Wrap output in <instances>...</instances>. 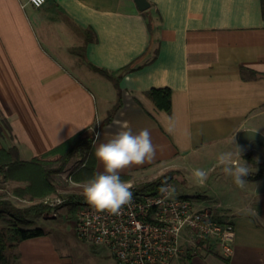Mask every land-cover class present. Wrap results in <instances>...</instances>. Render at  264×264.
Listing matches in <instances>:
<instances>
[{
	"label": "crops",
	"instance_id": "crops-1",
	"mask_svg": "<svg viewBox=\"0 0 264 264\" xmlns=\"http://www.w3.org/2000/svg\"><path fill=\"white\" fill-rule=\"evenodd\" d=\"M148 1L158 11L152 35L134 0H46L39 7L28 0H0V110L12 135L0 137V148L13 144L21 160H30L110 117L95 134V149L124 122L134 133L150 129L158 146L150 163L120 173L133 178L179 172L183 164L206 170V160L223 152H232L235 162L236 148L245 158L238 133L245 128L264 133L260 0ZM150 43L139 62L151 59L157 48L155 59L123 75L114 110L117 89L96 68L117 71ZM68 61L80 64L71 67ZM152 87L170 88V112L146 95ZM248 151L255 161L243 160L250 174L264 162V145L253 141ZM95 168L103 171L97 158ZM217 177L215 195L199 193L196 200L231 215L232 251L227 256L186 251L179 262L264 264V170L259 177H243V188L230 177ZM218 179L227 183L219 190ZM44 237L20 241L0 264H67L53 246L39 244Z\"/></svg>",
	"mask_w": 264,
	"mask_h": 264
},
{
	"label": "built area",
	"instance_id": "built-area-1",
	"mask_svg": "<svg viewBox=\"0 0 264 264\" xmlns=\"http://www.w3.org/2000/svg\"><path fill=\"white\" fill-rule=\"evenodd\" d=\"M45 1L28 0L35 7ZM126 182L132 185V203L120 215L98 213L88 203L75 211L79 236L104 245L117 264H172L186 251L195 253L205 246L230 254L234 226L231 215L218 205H198V200L178 195L164 199L159 190L144 191L132 180Z\"/></svg>",
	"mask_w": 264,
	"mask_h": 264
},
{
	"label": "trees",
	"instance_id": "trees-1",
	"mask_svg": "<svg viewBox=\"0 0 264 264\" xmlns=\"http://www.w3.org/2000/svg\"><path fill=\"white\" fill-rule=\"evenodd\" d=\"M260 3L262 18L264 19V0H260ZM151 6L153 7L152 3ZM151 6L141 11V14L147 19V26L152 35L154 31L153 14L158 13V11L156 8L153 10ZM87 39L95 40V37ZM151 43L143 54L117 71L96 68V71L111 80L117 89L118 99L114 108L120 105L119 83L123 75L127 72L140 69L155 59L158 53L157 48L153 50L154 55L151 59L139 62L151 50ZM145 93L159 109L170 112V88L152 87ZM109 119L110 117L101 124H94L76 132L59 145L30 160H21L18 156L17 147L13 144L8 148H0V175L4 181H25L26 183L23 185L14 186L12 194L18 197L28 196L31 201L27 205L17 206L10 199L0 197V219L4 221V224L0 225V262L7 261V252L13 250L20 241L45 234L44 229L41 227H31V219L34 216L50 214L56 208L43 201L35 200L57 192V186L53 178L54 175L63 172L73 158L79 159V163L69 173L73 181H89L98 173L95 168V134L99 126ZM10 131L11 126L0 110V137L6 136L12 138ZM243 155L247 160L255 163L250 151L243 153ZM258 166V170L255 173L248 174V177H259L263 173L264 162H260ZM173 173V171H166L151 180L138 182L137 184L141 190L149 192L158 191L163 183L170 181ZM120 176L125 182L133 178L132 173L120 174ZM62 196L64 199L63 203L68 206V210L71 213H75L80 204L87 203L83 193H66ZM205 247H207V251H213L209 248L210 246ZM224 259L228 260L226 257Z\"/></svg>",
	"mask_w": 264,
	"mask_h": 264
},
{
	"label": "rangeland",
	"instance_id": "rangeland-1",
	"mask_svg": "<svg viewBox=\"0 0 264 264\" xmlns=\"http://www.w3.org/2000/svg\"><path fill=\"white\" fill-rule=\"evenodd\" d=\"M74 64H80V62L68 61V65L71 67ZM114 107L115 106H113V109L115 110ZM241 159L245 160L247 158L241 157ZM206 161H210V164H208L209 168L205 170L208 173V177L203 183V186H201L192 175L193 170L200 168L201 165H198V167H192L189 164H183V166L179 168V172L173 173L170 181L172 183V187L176 190L175 195L186 196L192 200H196L198 197L197 194L199 193L206 194L208 197H213L215 195L213 190L217 184L215 177L220 174L224 177L225 175L223 174L222 169L217 166V157L214 158L213 162H211L212 160L210 159H207ZM78 163L79 160L77 158H73L63 172L53 176L57 186L56 193H52L42 199H35L36 201H43L46 199L47 201L53 203L52 207H56L50 214H44L37 217L34 216L36 218L33 227H41L45 231V234L42 235L45 237L41 238L42 241L39 244L43 243L48 246H53L55 251L65 260L67 264H117V260L114 255L104 245L93 244L90 240L79 236L77 232V220L75 213L69 212L68 206L63 203L64 199L62 195L66 193H83V185L88 182H75L70 178V171ZM155 175L158 176V174ZM153 178H155L154 175L148 172L146 174H139L135 176L132 181L134 183H138L148 181ZM231 179L232 178L230 177L229 180ZM218 180V190L220 189V184L224 186L227 185L225 179ZM25 183V181L16 180L4 181L0 175V197L10 199L17 206L29 204L31 201L28 196L18 197L12 194V188L14 186L20 184L23 185ZM56 201H60V203H56ZM3 224V219H0V225ZM11 251L7 252L8 257L11 255ZM172 264H182V262H179V259H176L172 262Z\"/></svg>",
	"mask_w": 264,
	"mask_h": 264
},
{
	"label": "clouds",
	"instance_id": "clouds-1",
	"mask_svg": "<svg viewBox=\"0 0 264 264\" xmlns=\"http://www.w3.org/2000/svg\"><path fill=\"white\" fill-rule=\"evenodd\" d=\"M39 2L42 3L43 0ZM96 123L98 125L99 121ZM119 127V131L95 149V157L102 164L103 171L98 172L83 185L86 202L98 213L120 215L124 206L132 203L133 197L132 185L121 179V171L150 163L157 154L158 146L152 142L150 129L145 128L134 133L127 122L121 123ZM167 131L171 133L172 129L169 128ZM187 135L191 138L190 130ZM236 150L238 160L233 161L232 152H223L217 157V166L222 169L225 176L232 178L237 187L243 188L246 183L243 177L249 174L250 168L241 159L239 149ZM192 175L201 186L208 177V173L202 168L194 169ZM159 191L164 199L174 198L176 194L175 188L166 182L161 185Z\"/></svg>",
	"mask_w": 264,
	"mask_h": 264
},
{
	"label": "water",
	"instance_id": "water-1",
	"mask_svg": "<svg viewBox=\"0 0 264 264\" xmlns=\"http://www.w3.org/2000/svg\"><path fill=\"white\" fill-rule=\"evenodd\" d=\"M140 11L146 10L150 7L148 0H134ZM238 143L242 152H247L250 149V143L255 141L264 145V133L252 128H245L241 130L238 135Z\"/></svg>",
	"mask_w": 264,
	"mask_h": 264
}]
</instances>
